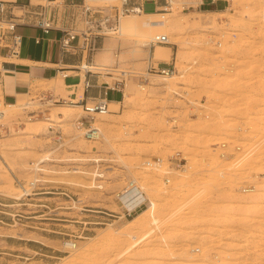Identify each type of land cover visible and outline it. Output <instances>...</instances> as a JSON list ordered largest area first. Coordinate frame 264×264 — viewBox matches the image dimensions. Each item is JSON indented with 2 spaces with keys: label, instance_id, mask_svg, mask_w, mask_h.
<instances>
[{
  "label": "rangeland",
  "instance_id": "1",
  "mask_svg": "<svg viewBox=\"0 0 264 264\" xmlns=\"http://www.w3.org/2000/svg\"><path fill=\"white\" fill-rule=\"evenodd\" d=\"M199 1L155 12L170 19L163 31L111 34L84 53L124 85L122 102L95 115L97 139L76 127L83 107L60 121L77 104L59 99L61 75L0 98V264L264 263V0H218L213 12ZM140 38L151 44L132 54ZM156 44L169 56L153 60ZM163 69L174 73L160 83ZM133 180L145 199L124 216L117 195Z\"/></svg>",
  "mask_w": 264,
  "mask_h": 264
},
{
  "label": "built area",
  "instance_id": "2",
  "mask_svg": "<svg viewBox=\"0 0 264 264\" xmlns=\"http://www.w3.org/2000/svg\"><path fill=\"white\" fill-rule=\"evenodd\" d=\"M91 1L95 0H26L25 3L0 0V48L7 49L12 55H18L22 36L18 34L17 26L25 23L41 28L46 34L53 29L60 30L62 36L59 43L64 52L93 53L99 49L102 39L106 36L119 34L125 16L151 13L146 11L147 3L154 4L152 12L167 11L171 5L170 0H116L119 3L108 2L104 5H96ZM155 42L170 44V38L167 34H159ZM150 69L152 70L153 67L151 66ZM161 73L172 75L174 71L163 69ZM63 76L66 77L67 73ZM85 83L90 86V82L86 79ZM82 107L86 115L77 120V129L84 131V136L89 140L99 138L101 131L93 122L97 112L110 110L108 100L101 98L90 103L85 101ZM222 155L225 156L224 153ZM152 163L151 166H159L161 159L157 158ZM176 167H184V164L179 161ZM135 185L134 180L130 181L117 196L120 198ZM142 205L143 203L132 209L121 206L123 215L131 216ZM105 214L108 216L104 217L106 219L116 217L115 212H105Z\"/></svg>",
  "mask_w": 264,
  "mask_h": 264
},
{
  "label": "crops",
  "instance_id": "3",
  "mask_svg": "<svg viewBox=\"0 0 264 264\" xmlns=\"http://www.w3.org/2000/svg\"><path fill=\"white\" fill-rule=\"evenodd\" d=\"M199 6H204L207 12L220 8L218 0H201ZM17 32L22 36L18 55L0 48V98L6 104L15 103L20 96L27 94L33 78L53 79L64 73L67 76L61 80L59 99L77 102L81 107L85 101L90 103L101 98H106L109 104L122 102L125 95L123 82L113 84L100 71L86 74L84 66L98 67L100 64H86L85 54L80 51L64 52L59 43L60 30L53 29L46 34L37 26L20 23ZM85 79L90 86L86 85Z\"/></svg>",
  "mask_w": 264,
  "mask_h": 264
},
{
  "label": "bare ground",
  "instance_id": "4",
  "mask_svg": "<svg viewBox=\"0 0 264 264\" xmlns=\"http://www.w3.org/2000/svg\"><path fill=\"white\" fill-rule=\"evenodd\" d=\"M173 1L174 0H172V1L170 0L171 4H172ZM173 3H175V2H173ZM170 6H169V8H170ZM160 15H162V14L161 13H155V12L153 13V12H151V13H143V14L140 15L141 18H137V19H130L128 17H124L122 19V23H121V26H120V31H119L120 35L119 36L122 35V37H125V36L129 35L128 37H131L130 35L134 36L135 34H139V33L152 32V31H157L159 29L160 30H162V29L164 30V28H168L167 25L170 22V19L164 18L163 16H160ZM150 44H151V40H148L147 38H140V39H137V40L135 39L134 43H133V46L131 48V53L135 54V53H139L141 51L144 52L145 51V47H148ZM163 49H164V46H162L160 44H156V50L154 51V54H153V57H152L153 60L158 61L160 59H163V58H166V57L169 56V51H164ZM107 67H108V63L103 62L102 65H100L98 67H95V66H84L83 68L85 69L84 71L92 73V72H95V71L107 70L108 69ZM169 75L170 74H167V73H165V74L160 73V74H155L152 77L155 78V79H159V81L161 83L162 81L169 79ZM141 87H143V86H141ZM126 97H128V100H130L128 93H127ZM114 105H117V103L111 102L110 106H114ZM14 106L17 107L18 105H14ZM80 107L81 106L79 104H76V103L69 104V105L65 106L63 108L64 110H63L62 115L59 117L60 121L61 122H65V123L68 122L70 120V118L72 117L71 115L74 114L75 112H78L80 110ZM109 111L110 110H105V111H101V112L99 111V112H97V115H104L105 116L106 114L109 113ZM104 116H98L96 119H102ZM29 150H30V146H27V145L23 149V151H26V152H28ZM53 153H54L53 151H49L47 156H50ZM262 193H263L262 190L257 191L256 193H254L255 197L254 198L251 197V199L259 198ZM241 195H240V197H238L239 195L236 196V200L239 198L238 202H240V203L243 202V199H242ZM144 199H145V193L143 192V190L139 186H135L134 188H132L130 191H128L127 193H125L123 196H121L119 198L121 203L124 204V206L127 209H132L134 207L139 206L144 201ZM147 213H148L147 210H143L142 212H139L133 218L127 220V222L125 224V227H129V226L133 225V223L137 222L138 220H141V219L144 220V217L146 215H148ZM63 245H64V247L69 248L73 253H75V252L77 253L78 252L77 250H79V248L77 249V243L76 242L65 241V242H63ZM234 247H236V246H234ZM234 251H236V250H234ZM80 252H82V251L80 250ZM80 252H79V255H80ZM70 255L72 256V254H70ZM79 255H77V256H79ZM234 255H235V253H234ZM236 256H237V254H236ZM235 261H237L236 258H235ZM236 263H234V264H236Z\"/></svg>",
  "mask_w": 264,
  "mask_h": 264
}]
</instances>
